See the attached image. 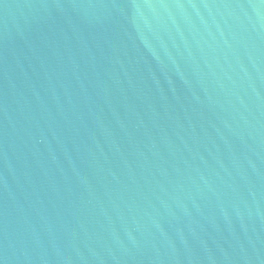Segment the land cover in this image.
<instances>
[{"label": "water", "instance_id": "water-1", "mask_svg": "<svg viewBox=\"0 0 264 264\" xmlns=\"http://www.w3.org/2000/svg\"><path fill=\"white\" fill-rule=\"evenodd\" d=\"M0 264H264V0H0Z\"/></svg>", "mask_w": 264, "mask_h": 264}]
</instances>
